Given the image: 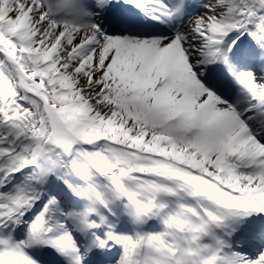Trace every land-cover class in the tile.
Segmentation results:
<instances>
[{
	"label": "snow or ice",
	"instance_id": "snow-or-ice-1",
	"mask_svg": "<svg viewBox=\"0 0 264 264\" xmlns=\"http://www.w3.org/2000/svg\"><path fill=\"white\" fill-rule=\"evenodd\" d=\"M0 264H264V0H0Z\"/></svg>",
	"mask_w": 264,
	"mask_h": 264
}]
</instances>
